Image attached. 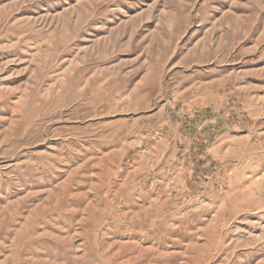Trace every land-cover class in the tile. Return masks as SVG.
<instances>
[{"label": "rangeland", "instance_id": "rangeland-1", "mask_svg": "<svg viewBox=\"0 0 264 264\" xmlns=\"http://www.w3.org/2000/svg\"><path fill=\"white\" fill-rule=\"evenodd\" d=\"M0 264H264V0H0Z\"/></svg>", "mask_w": 264, "mask_h": 264}]
</instances>
